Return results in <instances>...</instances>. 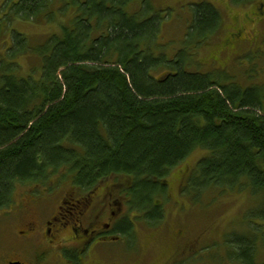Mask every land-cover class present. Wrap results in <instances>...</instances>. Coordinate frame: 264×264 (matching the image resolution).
<instances>
[{"label":"trees","instance_id":"1","mask_svg":"<svg viewBox=\"0 0 264 264\" xmlns=\"http://www.w3.org/2000/svg\"><path fill=\"white\" fill-rule=\"evenodd\" d=\"M47 2L22 0L17 7L13 1L4 18L19 10V18L32 20ZM127 2L77 0L74 25L52 34L45 50L31 47L43 59L38 77L1 69L0 208L9 207L19 185L41 183L62 167L81 189L126 179L130 198L142 195L150 205L166 194L168 175L200 150L207 154L190 180L192 190L213 187L227 195L248 188L262 199L249 212L251 225H264V92L187 73L184 53L158 65L142 51L158 28L127 19ZM94 23L103 29L97 39ZM219 29V11L201 8L186 43H206ZM16 37L14 47L26 53L27 36ZM158 66L174 69L154 78L150 71ZM256 227L264 238V227ZM231 242L238 264H264L255 256L256 237Z\"/></svg>","mask_w":264,"mask_h":264},{"label":"rangeland","instance_id":"2","mask_svg":"<svg viewBox=\"0 0 264 264\" xmlns=\"http://www.w3.org/2000/svg\"><path fill=\"white\" fill-rule=\"evenodd\" d=\"M7 1L0 0V15L3 16L0 20V42L4 43L0 46V73L2 69L14 72L23 79L38 77L43 59L31 47L40 48L52 34H60L62 28L74 25L77 9L73 4L77 0H47L44 12L52 13L45 17L43 12V15L32 20L19 18V10H9L10 16L5 20ZM14 1L19 2L15 3L17 7L22 2ZM256 1L253 0V3ZM65 2L68 4L65 5ZM212 6L220 13V29L210 33L206 43L187 44L195 11ZM236 6V0H129L123 10L127 19H134L136 24L147 23V28L157 26L155 38L148 34L150 40L143 45L142 51H146L158 65L173 63L178 53H184L188 60L182 68L187 73L210 75L229 89L264 92V23L250 26L246 23L244 26L240 18L246 12L254 17V12L250 8H240L236 12L233 10ZM235 14L239 15L236 18L247 40L243 43L233 40L227 45V40L235 33V20L231 16ZM261 19L256 18L257 23ZM93 25L96 32L92 37L97 39L103 29L98 28L97 23ZM13 29L27 36L26 44L31 50L23 53L17 46L14 47L12 40L17 38V32L12 35ZM252 29L254 31L250 33ZM172 69L174 67L158 66L150 71V75L160 78ZM204 154L207 152L196 150L185 163L172 171L167 178L170 187L166 194L155 195L150 205L143 201L142 195L130 199L128 180L115 181V186L107 193L117 191L115 198H121L120 195L126 197L125 213L115 225L118 230L125 231L126 235L118 234L124 240L104 242L95 249L81 253L71 250L69 260L74 264H238L233 260L235 253L230 243L248 236L257 238L255 256L263 262L264 238L262 232L255 228L256 225H264L260 222L251 225L255 220L249 215L250 211L258 209L262 203L261 197L252 196L248 188L227 195H221V189L213 187L202 189L200 194L197 189L193 191L190 180L197 179L198 163ZM41 181L31 182L27 186L19 185L9 207L0 208V264L17 258L29 264L56 263L59 250L66 246L62 244L56 250L53 244H46L49 240L39 243L40 239L35 238L27 242L20 234L25 220L33 217L37 222L49 219L60 206L63 196L80 188L74 181L71 169L65 167L60 168L57 175ZM77 193H81V189ZM38 197L41 198L28 204L31 198ZM42 200L43 210L38 204ZM24 206L30 210L23 212ZM4 253L7 256L2 258Z\"/></svg>","mask_w":264,"mask_h":264},{"label":"flooded vegetation","instance_id":"3","mask_svg":"<svg viewBox=\"0 0 264 264\" xmlns=\"http://www.w3.org/2000/svg\"><path fill=\"white\" fill-rule=\"evenodd\" d=\"M236 5V8L233 9L236 12H239L240 8L244 10L250 8L254 12V17L251 16L250 12L243 13L244 16L240 18V22L244 26L246 23L249 26L262 25L264 23V0H258L255 3H253V0H236ZM231 16L235 20L236 27H233L235 33L231 35L226 44H231L233 40L234 42L238 40L242 41L240 43H243L247 38L243 35L242 27H239L240 23H238V18H236L239 15L235 14ZM256 18H262L261 22L257 23ZM252 31L254 30L252 29L249 32L251 33ZM234 52H236V49ZM115 181L116 178L114 177L102 181L88 191L82 188L81 193H77L81 189L79 188L76 191L66 193L61 199L60 206L49 219L39 221L40 223L34 217L27 221L25 220L22 223L23 229L20 233L21 236L27 242L33 241L35 238L40 239L39 243L49 240L46 244H53L52 247L56 250H58V246L62 244L66 245L59 250L56 263L46 264H74L69 260L68 253L71 250H78L81 253L95 249L104 242L116 243L124 240L123 236L118 235L119 233L123 234L124 230H118L115 225L117 221L123 218V213H125L126 206L124 199L126 197L122 198L124 196L120 195L119 197L121 198H115L118 195L117 191L107 193L108 190L115 186ZM40 198H31L28 204L36 202ZM43 200L38 203L42 210L44 209ZM22 208L24 210L23 212H25V209H27V212L30 210L25 206ZM33 214L34 212L31 211V215ZM5 256L7 255L4 253L2 258ZM35 256L37 257V254ZM36 260L39 261L38 258ZM14 263L29 264L20 261L18 258L13 261H5V264Z\"/></svg>","mask_w":264,"mask_h":264},{"label":"water","instance_id":"4","mask_svg":"<svg viewBox=\"0 0 264 264\" xmlns=\"http://www.w3.org/2000/svg\"><path fill=\"white\" fill-rule=\"evenodd\" d=\"M15 264H20V263H15Z\"/></svg>","mask_w":264,"mask_h":264}]
</instances>
